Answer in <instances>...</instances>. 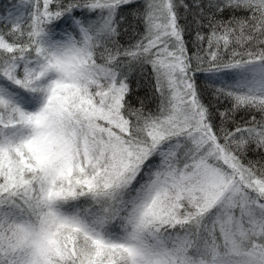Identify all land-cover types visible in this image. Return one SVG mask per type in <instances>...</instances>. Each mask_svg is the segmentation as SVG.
Returning a JSON list of instances; mask_svg holds the SVG:
<instances>
[{
    "label": "snow or ice",
    "instance_id": "6c2138e0",
    "mask_svg": "<svg viewBox=\"0 0 264 264\" xmlns=\"http://www.w3.org/2000/svg\"><path fill=\"white\" fill-rule=\"evenodd\" d=\"M0 264H264V0L0 11Z\"/></svg>",
    "mask_w": 264,
    "mask_h": 264
},
{
    "label": "trees",
    "instance_id": "16d2710c",
    "mask_svg": "<svg viewBox=\"0 0 264 264\" xmlns=\"http://www.w3.org/2000/svg\"><path fill=\"white\" fill-rule=\"evenodd\" d=\"M16 0H0V11H3L5 8H8L10 4L15 3ZM127 39V37H125ZM133 91L140 99H144L148 104L149 108H155V100H154V88L152 87V81L145 77L144 79H134L132 82ZM226 106V102H225ZM244 117L245 119H249V116H245V113L241 111L237 114V119ZM257 118H259L257 116ZM249 159H259V156L256 152L249 153Z\"/></svg>",
    "mask_w": 264,
    "mask_h": 264
}]
</instances>
